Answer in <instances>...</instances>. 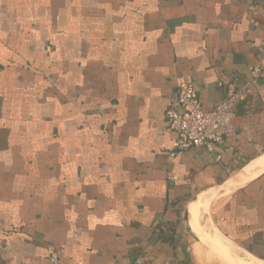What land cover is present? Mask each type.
I'll use <instances>...</instances> for the list:
<instances>
[{
	"label": "crops",
	"instance_id": "crops-1",
	"mask_svg": "<svg viewBox=\"0 0 264 264\" xmlns=\"http://www.w3.org/2000/svg\"><path fill=\"white\" fill-rule=\"evenodd\" d=\"M263 46L264 0H0V264H264V78L212 150L165 117Z\"/></svg>",
	"mask_w": 264,
	"mask_h": 264
},
{
	"label": "built area",
	"instance_id": "built-area-1",
	"mask_svg": "<svg viewBox=\"0 0 264 264\" xmlns=\"http://www.w3.org/2000/svg\"><path fill=\"white\" fill-rule=\"evenodd\" d=\"M264 78V46L260 58L249 67L244 83L232 78L220 79L217 85L224 90V98L211 108H204L191 83H180L174 98L168 101L165 117L175 133L170 155L197 145L212 150L235 133L236 106L246 99L249 86ZM52 263H58L55 252Z\"/></svg>",
	"mask_w": 264,
	"mask_h": 264
},
{
	"label": "rangeland",
	"instance_id": "rangeland-1",
	"mask_svg": "<svg viewBox=\"0 0 264 264\" xmlns=\"http://www.w3.org/2000/svg\"><path fill=\"white\" fill-rule=\"evenodd\" d=\"M212 251H213V248H212V246L210 245V247L209 246H204V249H203V259H205L204 260V264H219V263H217L216 261H214L213 262V260H210V261H208V259H209V255H210V253H212ZM220 254V253H219ZM220 256H222V254H220ZM231 261V262H230ZM220 262V264L221 263H223L224 261H219ZM225 263V262H224ZM229 264H234V261H233V259H231V258H229Z\"/></svg>",
	"mask_w": 264,
	"mask_h": 264
},
{
	"label": "bare ground",
	"instance_id": "bare-ground-1",
	"mask_svg": "<svg viewBox=\"0 0 264 264\" xmlns=\"http://www.w3.org/2000/svg\"><path fill=\"white\" fill-rule=\"evenodd\" d=\"M192 216V215H191ZM193 217V216H192ZM195 220V219H194ZM199 229V228H198ZM200 232V231H198ZM202 233V232H201ZM229 258V257H228ZM234 264H247L246 261L240 260L239 258L233 259ZM231 262V261H230Z\"/></svg>",
	"mask_w": 264,
	"mask_h": 264
},
{
	"label": "water",
	"instance_id": "water-1",
	"mask_svg": "<svg viewBox=\"0 0 264 264\" xmlns=\"http://www.w3.org/2000/svg\"><path fill=\"white\" fill-rule=\"evenodd\" d=\"M250 260H257V259H254V258H251ZM257 261H260V260H257ZM262 262V261H261ZM264 263V262H263Z\"/></svg>",
	"mask_w": 264,
	"mask_h": 264
}]
</instances>
